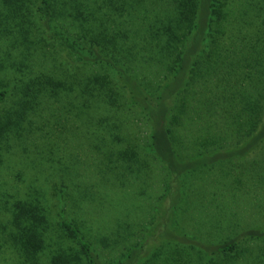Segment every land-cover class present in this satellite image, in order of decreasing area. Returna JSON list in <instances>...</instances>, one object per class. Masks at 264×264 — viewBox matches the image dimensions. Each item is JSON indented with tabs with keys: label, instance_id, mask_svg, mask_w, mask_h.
Wrapping results in <instances>:
<instances>
[{
	"label": "trees",
	"instance_id": "obj_1",
	"mask_svg": "<svg viewBox=\"0 0 264 264\" xmlns=\"http://www.w3.org/2000/svg\"><path fill=\"white\" fill-rule=\"evenodd\" d=\"M3 1L0 12L4 15H8L4 12L7 5L12 14L27 7L26 0ZM38 1L37 12L45 20L51 38L76 56L79 63L73 71L64 72L68 65L65 61L54 65L55 55H45L42 45L29 51V40L23 42L22 49L28 62L17 72L6 69V63L0 61V157L1 151H11L16 136L22 135L27 122L35 121L45 107L54 112L73 100L66 113L80 120L88 116L90 120L74 118L66 126L69 130L93 121L104 129L123 132L124 124L130 121L122 116L121 100L129 94L132 107L141 110L151 123L147 134L150 155L164 165L169 177L156 211L158 222L147 228L142 240L130 243L119 258L110 262L103 261L79 223L70 220L64 210L59 223L63 234L60 239L52 236L48 241V221L38 211L42 209L40 200L35 205L17 202L14 240L24 256L39 264L38 255L48 243L53 254L51 264H236L245 253L243 243L251 241L259 245L257 252L250 253L249 263L264 264V229L251 228L224 242H208L188 235L180 226L187 212L183 203L189 198L186 185L191 174H210L226 162L238 165L264 145V107L259 111V101L248 91L250 84L256 87L264 83V0H175L173 15L151 25L150 34L159 40V74L165 76L156 85L149 82L140 65L146 61L136 53L140 47L136 40L124 42L118 31L107 46L112 31L84 25L89 17L84 13L76 37L60 36L50 27L53 0ZM106 49L109 57L102 53ZM39 53L42 58L30 64L29 57ZM151 53L157 55L153 49ZM117 56L122 57L121 62L114 58ZM91 64L99 69L89 72L87 66ZM23 68L30 72L22 77L19 74ZM104 68L113 69L118 79ZM242 70L250 79L247 86L242 82L249 80L239 76ZM192 112L199 123L198 136L191 140L198 153L183 156L182 127L187 126ZM92 125L86 126L90 129ZM128 137L123 133L121 142L126 143L111 153L124 159L126 169L142 176L151 165L149 161L145 165ZM106 158L111 161L106 155L103 164ZM221 174L225 172L221 170ZM80 197L84 198L82 194Z\"/></svg>",
	"mask_w": 264,
	"mask_h": 264
},
{
	"label": "rangeland",
	"instance_id": "obj_2",
	"mask_svg": "<svg viewBox=\"0 0 264 264\" xmlns=\"http://www.w3.org/2000/svg\"><path fill=\"white\" fill-rule=\"evenodd\" d=\"M3 2L0 0V7ZM26 2L27 7L18 14H12L8 5L4 11L8 15L0 12V61H4L11 72L22 67L28 62L22 54L23 42L29 40V51L42 45L45 55H55L54 65L65 61L68 65L64 72L73 71L79 61L51 38L45 20L37 12L39 1ZM52 5L50 27L57 34L76 37L80 24L83 25L82 17L89 15L84 25L90 23L98 27L97 30L107 27L112 31L107 46L118 31L124 42L136 40L140 44L136 53L140 54L139 59L146 61L147 65H140L148 74L149 82L156 85L163 81L165 76L159 74L161 63L156 60L159 40L158 36L150 34L151 25H158L173 15L175 0H53ZM146 43L148 47L143 46ZM151 49L157 55H152ZM102 53L106 55L109 51L106 49ZM41 56V53L30 56V64L35 62L31 60ZM149 56L155 59L151 60ZM114 58L122 60L120 56ZM87 67L89 72L99 69L93 64ZM23 69L19 74L22 77L30 72ZM104 71H109L115 79L119 77L113 69L104 68ZM239 76L249 80L242 82L243 85L250 84L244 70ZM249 86L248 91L259 101L257 109L261 111L264 83ZM128 95L121 100L120 107L122 116L130 121L124 124L123 132L115 128L104 129L93 121L86 122V125L94 124L90 129L82 125L69 130L66 126L71 125L74 118L81 122L90 120L88 116L80 120L66 113L73 100L54 112L49 106L45 107L35 121L27 122L25 132L16 136L17 143L11 151H1L0 264H34L15 245L14 211H17L15 205L19 201L35 205L40 200L42 209L38 211L48 221L45 227L48 241L52 236L60 239L63 234L59 223L64 210L70 220L79 223L106 262L119 258L130 243L142 240L147 228L158 222L156 211L169 177L168 171L150 155L147 134L151 123L141 110L132 107ZM191 105L195 107L196 103L192 100ZM190 116L180 137L183 156L198 153L195 141L191 140L198 136L199 123L193 112ZM123 133L129 136L145 165H148L147 161L151 165L142 176L135 174L133 169H126L124 159L111 153L126 143L121 142ZM106 155L111 161L106 158L103 164ZM221 170L225 172L224 176ZM187 180L189 198L183 203L187 212L180 226L188 235L208 242H224L251 228L264 229V145L238 165L226 162L214 167L210 174H191ZM243 245L245 253L236 264H251L250 253L258 251L259 243L250 241ZM51 249L47 243L38 255L39 264H51Z\"/></svg>",
	"mask_w": 264,
	"mask_h": 264
}]
</instances>
